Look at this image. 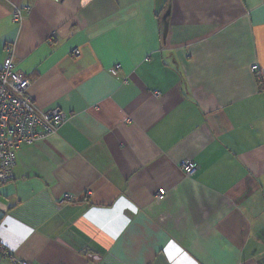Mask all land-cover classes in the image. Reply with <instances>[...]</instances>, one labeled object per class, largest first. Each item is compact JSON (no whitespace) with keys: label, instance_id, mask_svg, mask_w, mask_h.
I'll use <instances>...</instances> for the list:
<instances>
[{"label":"crops","instance_id":"obj_1","mask_svg":"<svg viewBox=\"0 0 264 264\" xmlns=\"http://www.w3.org/2000/svg\"><path fill=\"white\" fill-rule=\"evenodd\" d=\"M9 61L67 120L0 186V264H264V0H0Z\"/></svg>","mask_w":264,"mask_h":264},{"label":"built area","instance_id":"obj_2","mask_svg":"<svg viewBox=\"0 0 264 264\" xmlns=\"http://www.w3.org/2000/svg\"><path fill=\"white\" fill-rule=\"evenodd\" d=\"M14 20H21L20 13L15 15ZM79 54L78 50L73 52L75 57ZM257 68L254 66L253 71ZM31 85V80L16 71L11 61L0 71V186L11 181L16 154L22 146L53 136L67 120L66 114L60 109L38 111L29 96ZM179 166L188 177L197 170V165L189 159L182 160ZM165 196L166 191L161 190L156 199L160 201ZM0 253L11 257L10 252L2 246ZM12 263L17 264V261L12 258Z\"/></svg>","mask_w":264,"mask_h":264},{"label":"water","instance_id":"obj_3","mask_svg":"<svg viewBox=\"0 0 264 264\" xmlns=\"http://www.w3.org/2000/svg\"><path fill=\"white\" fill-rule=\"evenodd\" d=\"M169 13H170V10H168V11L166 12V14L164 15V17H163L164 36H165L166 33H167V22H166V20H167V17H168V15H169Z\"/></svg>","mask_w":264,"mask_h":264},{"label":"rangeland","instance_id":"obj_4","mask_svg":"<svg viewBox=\"0 0 264 264\" xmlns=\"http://www.w3.org/2000/svg\"><path fill=\"white\" fill-rule=\"evenodd\" d=\"M257 70H258V68H257ZM257 70H256V71H257ZM256 71H255V72H256ZM189 160H190V159H189Z\"/></svg>","mask_w":264,"mask_h":264}]
</instances>
